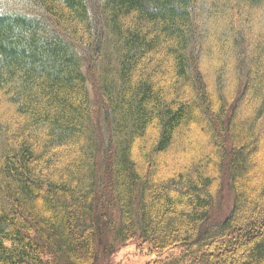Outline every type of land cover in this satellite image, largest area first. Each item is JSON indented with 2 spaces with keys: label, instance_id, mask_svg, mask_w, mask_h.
Returning <instances> with one entry per match:
<instances>
[{
  "label": "trees",
  "instance_id": "trees-1",
  "mask_svg": "<svg viewBox=\"0 0 264 264\" xmlns=\"http://www.w3.org/2000/svg\"><path fill=\"white\" fill-rule=\"evenodd\" d=\"M133 241L264 264V0H0V264Z\"/></svg>",
  "mask_w": 264,
  "mask_h": 264
},
{
  "label": "rangeland",
  "instance_id": "rangeland-1",
  "mask_svg": "<svg viewBox=\"0 0 264 264\" xmlns=\"http://www.w3.org/2000/svg\"><path fill=\"white\" fill-rule=\"evenodd\" d=\"M243 110H247V109L244 107H242L241 110L239 109L238 116L247 117L248 119H251L253 115H249V111L242 112ZM180 157H181L180 161L183 160V156ZM187 158H185V160H187ZM229 206H230L229 202H226L224 204V208H228ZM136 244L140 245L139 243L133 241L120 246L117 249V251L114 253V255L110 258L109 263L110 264H153L154 260L158 258V256L156 257L154 255L148 254L146 251V247L145 248L143 247V251L140 250L139 248H137ZM173 253H175V251H173Z\"/></svg>",
  "mask_w": 264,
  "mask_h": 264
},
{
  "label": "bare ground",
  "instance_id": "bare-ground-1",
  "mask_svg": "<svg viewBox=\"0 0 264 264\" xmlns=\"http://www.w3.org/2000/svg\"><path fill=\"white\" fill-rule=\"evenodd\" d=\"M173 76V75H172Z\"/></svg>",
  "mask_w": 264,
  "mask_h": 264
}]
</instances>
